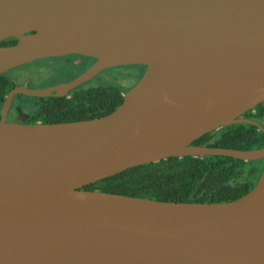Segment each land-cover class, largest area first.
<instances>
[{
	"label": "water",
	"instance_id": "obj_1",
	"mask_svg": "<svg viewBox=\"0 0 264 264\" xmlns=\"http://www.w3.org/2000/svg\"><path fill=\"white\" fill-rule=\"evenodd\" d=\"M0 74L39 58L96 61L0 109V264H264V168L226 202L162 201L85 189L168 157L264 158L194 145L264 101V0H0ZM145 66L105 115L6 122L16 93L63 94L97 71ZM17 112L21 113L17 108Z\"/></svg>",
	"mask_w": 264,
	"mask_h": 264
},
{
	"label": "trees",
	"instance_id": "obj_2",
	"mask_svg": "<svg viewBox=\"0 0 264 264\" xmlns=\"http://www.w3.org/2000/svg\"><path fill=\"white\" fill-rule=\"evenodd\" d=\"M15 42L16 38L10 37L1 40L0 45ZM13 73L11 69L0 74V107L15 85ZM121 92V88L106 82L103 86L80 91L76 95L79 104L69 101L58 108L53 107L49 98H41L38 113L34 106L29 109L34 118L47 123L92 118L105 115L118 106L123 99ZM88 99L91 102H83ZM242 117L260 122L264 119V101L247 110ZM192 144L249 150L264 145V132L252 124L234 123L206 133ZM263 168L264 160L261 162V159L244 161L218 155L168 157L130 167L83 188L162 201L226 202L249 191Z\"/></svg>",
	"mask_w": 264,
	"mask_h": 264
},
{
	"label": "flooded vegetation",
	"instance_id": "obj_3",
	"mask_svg": "<svg viewBox=\"0 0 264 264\" xmlns=\"http://www.w3.org/2000/svg\"><path fill=\"white\" fill-rule=\"evenodd\" d=\"M96 60L89 56L79 55V54H65V55H58V56H49V57H43L36 59L31 62L24 63L22 65H19L17 67L12 68L14 69V82L15 85L24 86L27 83H29V88L31 89H41L45 87H50L58 84H62L65 82H68L76 77H78L80 74H82L87 68H89ZM33 65L35 64V68L37 71H40L46 79L42 78L43 80H39L37 82H34L33 76L30 75V77L26 78L22 76V71L20 70L23 65ZM128 65H117L112 67L103 68L99 71H97L92 77L87 79L86 81H83L82 83L76 85L75 87L69 89L66 93L63 94H52L48 96H30L23 93H16L12 96L9 107L7 109L6 115H5V121L6 122H16V123H47L42 122L41 118H34L32 116L30 109L32 106H34L35 110L38 113V104H40L43 99L41 98H49L51 104L53 107L60 108L62 105H66L70 102H76V104H79L78 101H80L79 97L76 96L80 91H84L88 89L89 87H100L105 85V83H112L118 88H121L123 92L121 94L123 95L124 92H126L129 88L133 86V84L139 79V77L142 75L143 70L145 66L139 65L140 67V75L138 79L129 87H124L119 84V82H114L113 80L117 81V78H113L110 73H112L113 70L119 67H124ZM29 67V66H28ZM11 70V69H10ZM7 72V71H6ZM49 73V76L47 77L46 73ZM13 86V87H14ZM11 90V89H10ZM9 93V92H8ZM7 93V94H8ZM6 94V95H7ZM17 95H20L17 97ZM6 98V96H5ZM4 98V100H5ZM28 99H31L32 102L28 103ZM91 102V99L84 100L83 102ZM4 102V101H3ZM3 104V103H2ZM28 104L31 106L30 109L28 108ZM2 107V105H1ZM0 107V109H1ZM17 108L20 109L21 113L17 112ZM52 108V107H51ZM41 112V110H40ZM39 115V114H38ZM39 117H42L39 115ZM93 118V117H92ZM88 119V118H83ZM80 119V120H83ZM255 120V119H253ZM77 121V120H73ZM257 121V120H255ZM59 122H69V121H59ZM259 122V121H257ZM50 123V122H48ZM51 123H58V122H51ZM260 123V122H259ZM261 124V123H260ZM262 125V124H261ZM264 126V125H262ZM264 160L261 159V162Z\"/></svg>",
	"mask_w": 264,
	"mask_h": 264
},
{
	"label": "rangeland",
	"instance_id": "obj_4",
	"mask_svg": "<svg viewBox=\"0 0 264 264\" xmlns=\"http://www.w3.org/2000/svg\"><path fill=\"white\" fill-rule=\"evenodd\" d=\"M20 70L22 71L21 74L23 77L28 78V77H30V75H32L34 82H37L40 79L43 80L42 78L46 79V77H44L40 71L36 70L35 64L23 65ZM44 74H46L47 77L49 76L48 72H46ZM110 75L113 78H115V77L117 78V81L113 80L114 82L120 81L119 84L127 88L130 85H132L138 79V77L140 75V67H139V65H136V64L128 65V66H124V67H119V68H116L115 70H113L112 73H110ZM31 102H32V100L28 99V103H31ZM30 107L31 106L28 104V108H30ZM260 123L262 125H264V119H262L260 121ZM255 164H257V163H255Z\"/></svg>",
	"mask_w": 264,
	"mask_h": 264
}]
</instances>
